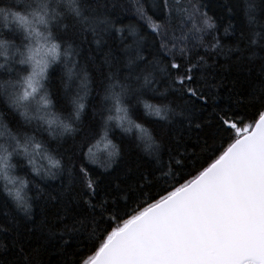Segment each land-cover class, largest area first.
<instances>
[{
	"label": "snow or ice",
	"instance_id": "obj_1",
	"mask_svg": "<svg viewBox=\"0 0 264 264\" xmlns=\"http://www.w3.org/2000/svg\"><path fill=\"white\" fill-rule=\"evenodd\" d=\"M160 8L164 16L157 22L139 0H8L0 6V185L31 221L30 185L39 193L36 178L63 181L59 191L48 194L52 210L39 224L16 226L11 256H0V264H46L44 257L53 255L60 257L56 264H264V7L258 14L255 3L245 0L247 25L226 53L218 37L205 44V34L211 35L216 25L195 0H161ZM130 10L143 24L124 25ZM145 25L153 37L151 47L145 43ZM126 30L133 41L124 45L123 58L111 47L101 60L85 51V44L96 45L89 48L92 53L108 47L114 33L123 43ZM198 45L203 54L194 53ZM219 55L246 65L249 73L256 71L259 83L234 102L258 106L250 123L233 103H217L222 85L207 79V69L208 58ZM89 64L101 76L103 134L85 133L67 149L65 159L44 134L59 143L74 139L90 93ZM56 65L63 69L66 115L54 110L50 70ZM194 69L200 70L199 78ZM74 80L78 88L70 94ZM161 83L165 92H160ZM169 93L170 103L146 98L159 94L167 100ZM175 101L179 104L173 107ZM134 105L143 108L136 118ZM10 117L23 122L15 132ZM144 117L173 127L162 128L157 140L149 126L138 122ZM113 129L133 136L158 165L166 161L170 172L174 166L187 171V159L195 174L123 219L119 201L127 205L131 193L152 184L154 172H140L135 184L106 187L98 197L101 185L88 165L107 171L116 162L120 150L109 138ZM187 141L207 155L200 168L195 152L187 156ZM101 144L105 159L99 155ZM21 166L25 175L18 174ZM121 219V225L111 227ZM101 224L108 226L106 238L97 235ZM81 235L100 241L89 254L70 251Z\"/></svg>",
	"mask_w": 264,
	"mask_h": 264
},
{
	"label": "trees",
	"instance_id": "obj_2",
	"mask_svg": "<svg viewBox=\"0 0 264 264\" xmlns=\"http://www.w3.org/2000/svg\"><path fill=\"white\" fill-rule=\"evenodd\" d=\"M139 2L144 6V9L149 16H152L157 22H161L164 16V13L160 8L161 0H139ZM183 2L192 3L193 0H183ZM195 2L201 6L202 11L207 12L208 16L212 18L213 23L216 25V28L211 31V35L205 34V44L213 42V37H218L221 47L226 53L227 48L231 46L236 37L239 36L241 29L245 28L247 25V18L244 14L245 0H195ZM250 2L255 3L257 6V13L259 14L260 8L264 7V0H250ZM7 3L8 0H0V6H6ZM130 22L133 24H143V22L137 20V17L131 10L123 17L124 25H127ZM119 26L121 25H118V27ZM225 29H227V32ZM142 30L146 36L150 31L146 25L143 26ZM124 36L125 39L123 43H121L120 35L114 33L108 40V47H104L101 51H97L95 53L89 51V48H96L95 44L90 46L85 44V51L88 55H94L97 60H101L108 52L109 47H111L115 55L123 58L124 53L122 49L124 45L130 44L133 41V37L127 34V30L125 31ZM145 43L151 47L153 44V37L147 36ZM192 43H196V41H192ZM195 51H199L203 54L204 48L198 45L197 48L194 49V53ZM146 54L147 53H145V55ZM208 63L211 67L207 69L210 73V75L207 76V79L214 84L222 85L218 87L219 99L217 103L221 105L229 102L233 103V106L236 107L240 116L246 118L245 122L250 123L252 118L255 116L258 106L249 105L247 103L237 106L234 102L237 99H242L244 94L259 83V78L256 75L255 69L253 72L249 73L246 65L228 61L223 55L208 58ZM81 64H84L83 59H81ZM88 67L90 69L91 80L90 93L86 97L85 101L86 109L82 118L83 123L79 126V131L75 134L74 139L72 136H69L66 138L64 143H59L58 141L47 137L46 133L44 134V138L46 142L51 145V148L60 154H63L65 159H67V149L73 143L79 144L85 133H87L90 137L96 132H100L101 135L103 134L100 127L102 121L98 111L100 100L99 93L101 92L102 87L101 76L95 71L96 65L89 64ZM50 71L52 74L51 93L55 105L54 110L58 113L66 115L69 110V103L64 90L61 87V78L63 76L62 66H53ZM199 71V69H194V72L197 73V78H199ZM78 84L79 82L77 80L72 82V86L69 90L70 94H74L76 92ZM165 91L166 89L164 84L161 83L160 92ZM229 97H232L231 101L228 100ZM146 98L149 102L153 103L160 102L162 104L172 102L171 93H169L167 100L159 94H157L156 97L149 95ZM178 104L179 101H175L172 103V106L176 107ZM142 111V106L134 105V118H136L135 113ZM9 119L10 126L14 132L21 128L23 122L18 123V118L12 119L10 117ZM154 119L155 118L152 117H144L142 120H138V122H143L146 126H149L152 129L154 136L157 140H159L162 135L161 129L163 128L167 131L173 126L167 125L163 121L153 124L152 122ZM24 130L31 131V128H25ZM98 138L99 137H97V139ZM109 138L118 146L120 150V156L117 158L116 162L113 163L107 171L100 168L99 165H88V167L93 171L94 178H98L101 185L98 197L105 194L106 187L115 189V185L117 183L121 184L122 187L129 183L135 184V182L139 179L140 172H154L152 184L148 185L145 183L142 192L137 189L136 192L131 193L132 199L127 205H125L123 199L119 201V214L123 217V219H128L132 215L137 214L138 211H142L144 207L148 206V203H154L161 195H167L168 190H174L172 185L179 187L180 183H184L187 180L192 179V176L195 174L196 169L191 166V163L187 159L185 160V168L187 171H177L174 166L170 172V170L165 167L166 161L158 165L151 155L145 150V146L143 144L134 139L133 136L125 135L119 129L111 130L109 132ZM169 142L173 143V147H175L174 142ZM219 143L220 141L217 140V146ZM226 146L227 145L225 144L224 147ZM103 149L104 145L101 144L99 152L101 159L106 158V153ZM193 152H195L196 168H200L207 160V155L202 156L199 147L196 146L193 141H187V156L191 157ZM76 160L78 164L81 162L79 153H77ZM17 171L18 174L25 175L27 169L21 166L18 167ZM171 173H174L175 175L173 176ZM126 174L127 179H124ZM29 178L31 179L32 177L29 175ZM36 184L42 191L37 193L36 188L30 185L31 190L29 191V195L34 197L32 202L33 219L31 221L27 220L23 213L16 210L15 205L6 196L2 190V185H0V247H7L9 249L7 252L0 251V256H11V244L16 226L18 224L21 226L31 225L33 223L39 224V222L52 210L51 204L46 203L48 194L55 193L63 187V181L61 179L41 181L36 178ZM125 212H127V215L124 214ZM49 219H51L50 216ZM123 219L116 221L111 225V227L121 225L123 223ZM106 227H108L106 224H101L97 235L99 236L103 234L106 238L107 233L104 232ZM5 229H7V231ZM108 230L110 231V228ZM99 242V240L90 238L88 235H81L78 240V245H73L70 251L75 254H79L81 252L89 254L94 246H98ZM59 259L60 257L56 255L44 257L46 264L49 260L51 261V264H56V261Z\"/></svg>",
	"mask_w": 264,
	"mask_h": 264
}]
</instances>
